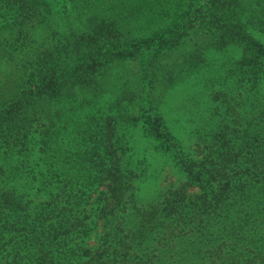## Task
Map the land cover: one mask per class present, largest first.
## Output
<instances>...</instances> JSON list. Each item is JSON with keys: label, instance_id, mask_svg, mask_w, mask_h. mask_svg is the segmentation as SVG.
<instances>
[{"label": "trees", "instance_id": "trees-1", "mask_svg": "<svg viewBox=\"0 0 264 264\" xmlns=\"http://www.w3.org/2000/svg\"><path fill=\"white\" fill-rule=\"evenodd\" d=\"M257 34L264 0H0V264H264ZM189 81L216 103L196 157L160 108ZM138 122L184 176L146 208L117 133Z\"/></svg>", "mask_w": 264, "mask_h": 264}, {"label": "rangeland", "instance_id": "rangeland-1", "mask_svg": "<svg viewBox=\"0 0 264 264\" xmlns=\"http://www.w3.org/2000/svg\"><path fill=\"white\" fill-rule=\"evenodd\" d=\"M256 36L264 44V35L257 34ZM218 64L210 63L207 71L209 73L214 72ZM130 65L136 66V63L131 62ZM206 92L208 90L204 88L199 90L194 85L192 86V82L189 81L180 84L177 90L169 91L165 96L164 103L160 106L168 126L173 130V133L187 154L192 157H196L194 151L196 147L193 143L195 133L199 127H202L200 130L202 132L209 126L206 118H208L211 112V107L216 105V103H212L211 105L204 103V100L207 99L206 94H204ZM196 93L197 95H195ZM200 95L202 96L200 97ZM97 110L105 111V106L98 105ZM70 117L73 119V114ZM117 133L125 145L130 148L123 157V163L130 167L133 166L137 176L134 179V189L131 191L132 202L136 206L146 208L158 204L171 184H173L172 187H175L184 181V176L173 165L170 158L156 147L152 139L147 138L143 134L139 122L136 126H121V129ZM73 135L72 130L67 131L63 135L65 146L59 144L60 148L57 150L58 157L56 160L61 165L60 172L64 174H73V167H68L73 164V162H70L71 156L69 155L70 151L73 150ZM31 192V197L35 201L44 198V195L38 194L35 190H31ZM125 206L128 212L133 211L130 207V202L126 201ZM90 241L94 240L90 239ZM183 242V244L176 245V247L182 249L183 245H185L189 250H196V240ZM204 261L201 260V262ZM192 262L195 261L192 260Z\"/></svg>", "mask_w": 264, "mask_h": 264}]
</instances>
